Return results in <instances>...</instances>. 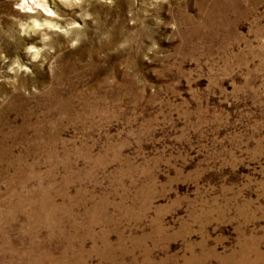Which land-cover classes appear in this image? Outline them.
Here are the masks:
<instances>
[{
	"label": "rangeland",
	"instance_id": "374dc122",
	"mask_svg": "<svg viewBox=\"0 0 264 264\" xmlns=\"http://www.w3.org/2000/svg\"><path fill=\"white\" fill-rule=\"evenodd\" d=\"M33 3L0 0V264H264V0Z\"/></svg>",
	"mask_w": 264,
	"mask_h": 264
},
{
	"label": "bare ground",
	"instance_id": "6f19581e",
	"mask_svg": "<svg viewBox=\"0 0 264 264\" xmlns=\"http://www.w3.org/2000/svg\"><path fill=\"white\" fill-rule=\"evenodd\" d=\"M26 1H28V0H22L23 5H24L23 8L33 9L34 7H32V6H25ZM33 1H34L33 4H35V5H36V4L40 5L42 1L45 3V1H47V0H38V1L33 0ZM49 1H52V0H49ZM64 1H65V0H64ZM28 3H29V2H28ZM49 12H50V11H49Z\"/></svg>",
	"mask_w": 264,
	"mask_h": 264
}]
</instances>
